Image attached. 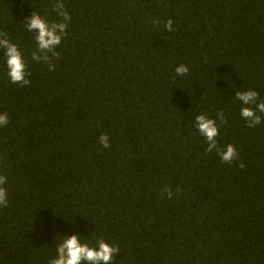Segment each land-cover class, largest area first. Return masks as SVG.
I'll return each instance as SVG.
<instances>
[{
  "label": "trees",
  "instance_id": "1",
  "mask_svg": "<svg viewBox=\"0 0 264 264\" xmlns=\"http://www.w3.org/2000/svg\"><path fill=\"white\" fill-rule=\"evenodd\" d=\"M52 2L0 0V31L31 73L10 83L0 50V264H48L72 234L118 246L113 264H264V116L248 128L234 96L264 100V0H63L49 72L23 21H60ZM217 110V142L242 169L205 152L194 118ZM165 185L181 191L162 199Z\"/></svg>",
  "mask_w": 264,
  "mask_h": 264
},
{
  "label": "clouds",
  "instance_id": "2",
  "mask_svg": "<svg viewBox=\"0 0 264 264\" xmlns=\"http://www.w3.org/2000/svg\"><path fill=\"white\" fill-rule=\"evenodd\" d=\"M23 2V0H22ZM52 11L61 18L60 21L49 22L42 17L35 9L23 21L24 30L34 33L35 49L31 53V60L43 64L49 72L56 70L57 64L53 62L59 60L61 53L57 51L64 38L67 37L68 23L71 16L65 8L63 0H54L51 3ZM164 28L168 31L173 30V21L168 19ZM0 50L3 51L7 76L10 83L25 87L30 85L28 78L31 73L28 71V65L22 52L16 43L9 38L7 31H0ZM177 76L187 75L189 67L185 64H179L174 69ZM235 98L241 103L240 117L245 121L248 128H255L261 124L264 116V100H260L259 94L254 89L237 90ZM217 120L220 125L227 122L224 111L217 110L215 118H209L206 114L201 113L194 118V126L198 133L205 139L207 147L206 153H215L220 161L231 165L233 161L238 162L242 169L244 164L239 157L236 146L228 143L221 148L217 142L220 135ZM10 118L7 112H0V127H6ZM97 142L103 149L111 147L110 135L101 133L97 137ZM7 183V177L0 175V207L8 206L7 191L4 185ZM180 188L175 191L173 188L165 185L160 189L162 199H173L178 195ZM120 251L119 247L106 242L104 239H98L96 246H90L87 242H82L81 237L77 234L63 236L55 246V256L48 260V264H113L115 255Z\"/></svg>",
  "mask_w": 264,
  "mask_h": 264
}]
</instances>
